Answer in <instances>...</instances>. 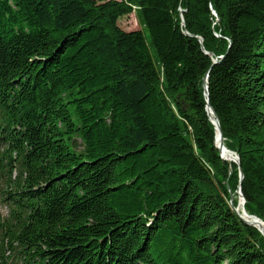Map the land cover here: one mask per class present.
<instances>
[{"label":"trees","instance_id":"1","mask_svg":"<svg viewBox=\"0 0 264 264\" xmlns=\"http://www.w3.org/2000/svg\"><path fill=\"white\" fill-rule=\"evenodd\" d=\"M240 169L264 221V0H0V264H264Z\"/></svg>","mask_w":264,"mask_h":264},{"label":"water","instance_id":"2","mask_svg":"<svg viewBox=\"0 0 264 264\" xmlns=\"http://www.w3.org/2000/svg\"><path fill=\"white\" fill-rule=\"evenodd\" d=\"M199 41L202 43V40H201V39H199ZM207 82H208V75H207V76L205 77V79H204L203 86H204V89H205V96L207 97V111H208V113H209L210 119L212 120L214 126L217 128V130H218V132H219V140H221L220 145L217 146L218 151L220 152V156H221V158H222L223 160H227L226 158L223 157V150H224V151L226 150L227 152L236 155V157L238 158V165L240 166L239 156H238L236 153H234V152L228 150V149L225 147V145H224V136H223L222 129H221V127H220V122H219L218 116H217L216 113L214 112V110H213V108H212V106H211V104H210V102H209V99H208V97H209V89H208ZM210 113H212V116H211ZM243 181H244V172L242 171V169H240V171H239V186H238L237 193L240 194V196H241V198H242V200H243V204H245V203H246V200H245V198H244V196H243V194H242V184H243ZM230 203H231V205L233 206V195L231 196V201H230ZM235 212H236V214L239 216V218H240V219H241L246 225H249V226H253V227H254V224H253L252 222L246 220V219H245V218H244V217L238 212L237 208H235ZM250 216H251V217L258 218V217L255 216V215H250ZM260 232H261V234L264 236V232L261 231V230H260Z\"/></svg>","mask_w":264,"mask_h":264},{"label":"rangeland","instance_id":"3","mask_svg":"<svg viewBox=\"0 0 264 264\" xmlns=\"http://www.w3.org/2000/svg\"><path fill=\"white\" fill-rule=\"evenodd\" d=\"M185 12H186V10H182L181 11V15L183 16L184 14H185ZM119 26L123 29V30H125V31H134V30H138V29H140L141 27H140V25H139V22H138V19H137V17H136V14H132V15H130V16H127V17H123L120 21H119ZM144 32H145V35L147 36V39H148V43L150 42V44H151V39H150V35H149V33H148V31L147 30H144ZM151 46V45H150ZM152 47V46H151ZM153 49V48H152ZM154 56H156L155 55V52H154ZM209 114V113H208ZM209 118H210V116H209ZM210 121L212 122V120L210 119ZM212 124H213V122H212ZM214 125V124H213ZM214 128H215V131H216V142H215V146H216V148H217V142H218V137H217V128L214 126ZM224 140H225V138H224ZM76 142H77V147H78V151H83V148H84V145H83V141L81 140V139H79V138H77L76 137ZM224 143H225V141H224ZM220 145V144H219ZM225 145V144H224ZM218 149V148H217ZM227 159V158H226ZM238 159V158H237ZM224 161H226V162H228L229 164H230V166H232V165H234V166H239L238 165V161L236 162H231V161H229L228 159L227 160H224ZM240 199H242L241 198V196H240V194L239 193H234V199L233 200H236L238 203H239V201H240ZM238 205V204H237ZM244 206H245V204H244ZM238 207V206H237ZM236 207V208H237ZM242 212H243V210H242ZM9 214V208L5 205V204H2V203H0V216L1 217H6L7 215ZM257 230H259L260 231V229H258L256 226H254ZM261 233V232H260ZM15 263H18L16 260H14V262H13V264H15Z\"/></svg>","mask_w":264,"mask_h":264},{"label":"bare ground","instance_id":"4","mask_svg":"<svg viewBox=\"0 0 264 264\" xmlns=\"http://www.w3.org/2000/svg\"><path fill=\"white\" fill-rule=\"evenodd\" d=\"M212 116V113H210ZM217 137L219 138V132L217 131ZM221 140L218 139L217 145L219 146ZM223 156L225 158H227L229 161L231 162H237L238 159L236 157V155L231 154L229 152H227L226 150H223ZM238 212L248 221L252 222L254 224V226H256L258 229H260L261 231L264 232V221L261 220L260 218H255V217H251L249 213H247L245 206L243 204V200L240 199L239 203H238V207H237ZM243 210V212H242Z\"/></svg>","mask_w":264,"mask_h":264}]
</instances>
